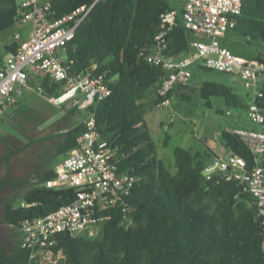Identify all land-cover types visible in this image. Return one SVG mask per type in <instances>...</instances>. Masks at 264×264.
Here are the masks:
<instances>
[{
	"label": "trees",
	"instance_id": "obj_1",
	"mask_svg": "<svg viewBox=\"0 0 264 264\" xmlns=\"http://www.w3.org/2000/svg\"><path fill=\"white\" fill-rule=\"evenodd\" d=\"M49 3L51 17L61 16L82 4L92 5L63 51L66 61H72L73 73L91 70L104 75L111 93L89 109L94 112L100 137L116 149L118 170L137 177L126 197L128 209L122 211L113 206L103 211L109 217L95 236L69 232L56 235L51 249L53 254L61 253L57 264H264V238L252 199L235 181L204 178L202 170L210 152L175 146V172L156 155L144 118L143 100L150 94L152 105L156 106L177 92L183 100H188L196 88L190 83L176 85L166 96H160L157 89L165 70L139 56L143 48L153 44L160 15L172 8L169 2L49 0ZM20 18L15 0H0V30ZM229 31L242 35L247 42L264 43V0H242L241 14ZM166 37L165 55L177 57L187 53L192 38L182 25L172 28ZM223 38L221 45L229 48L222 42ZM15 46V42L5 45V50L12 51ZM262 55L250 58L264 61ZM193 71L199 74L212 70L199 66L192 68ZM262 79L255 103L264 113ZM36 86L50 96L61 92V84L49 77H39ZM197 87L208 107H212L210 98L215 96L223 98L226 106L245 110L248 107L231 86L221 81L204 79ZM82 129L83 123H79L62 134L61 153L77 145ZM220 138L226 151L251 161L250 150L232 129H222ZM168 141L169 134L165 133L163 144ZM19 150L1 154L0 163L9 161ZM54 175V167L45 170L39 184L30 187L21 198L14 193L6 198L1 196L2 219L19 228L23 220L42 216L70 202L75 196L74 189L42 185ZM25 183L11 178L8 171L0 177V191L5 186L17 189ZM21 201L32 204L20 206ZM15 202L17 205L13 207ZM20 241L5 264H39L29 260L30 250L21 247Z\"/></svg>",
	"mask_w": 264,
	"mask_h": 264
},
{
	"label": "built area",
	"instance_id": "obj_2",
	"mask_svg": "<svg viewBox=\"0 0 264 264\" xmlns=\"http://www.w3.org/2000/svg\"><path fill=\"white\" fill-rule=\"evenodd\" d=\"M91 7L82 4L61 16L51 17L49 1L40 4L29 0L19 6L20 20L31 21V34L7 52L1 62L0 115L17 103V95L27 85L30 75L49 77L61 84L59 94L44 95L56 104L68 101L70 106L95 104L111 93L103 74H95L91 70L73 73L70 68L72 61L67 62L61 56L64 45L74 37L76 27ZM241 10L242 0H182L180 7H172L160 15L153 44L143 48L139 56L165 70L157 89L160 96H166L176 85H188L191 66L237 73L248 86L253 87L254 96L248 102L246 114L249 120L260 126V130L233 129L250 150L251 161L227 151L208 161L202 174L206 180L219 182L225 179L242 185L260 218L264 238V113L255 103L256 95H260L257 79L264 78V61L235 55L220 43L221 38L236 25ZM179 24L198 37L188 41L187 53L167 56L164 54L166 36ZM15 37L19 38V34ZM168 103L166 98L158 105L166 106ZM115 154L116 149L100 137L94 112L90 111L83 120L77 145L55 166L54 177L42 182L47 188L74 189V198L42 216L20 223V246L30 250V261L42 264V260L51 257V247L55 245L58 233L95 236L99 223L109 217L103 211L113 206L122 211L128 209L126 197L137 177L118 170ZM30 204L20 202V206ZM16 205L17 202L13 207Z\"/></svg>",
	"mask_w": 264,
	"mask_h": 264
},
{
	"label": "rangeland",
	"instance_id": "obj_3",
	"mask_svg": "<svg viewBox=\"0 0 264 264\" xmlns=\"http://www.w3.org/2000/svg\"><path fill=\"white\" fill-rule=\"evenodd\" d=\"M26 1L29 0H15L19 6ZM36 1L41 4L49 0ZM167 1L172 6L182 4V0ZM29 29H31L30 20H18L10 27L0 30V56L4 57V44L14 40L13 35L16 32H24L22 36L25 37ZM196 37L198 36L191 34V38ZM222 42L231 49L232 53L246 58L264 53L262 41L247 42L245 37L234 31H229ZM61 56L62 59H66L64 51H61ZM204 79H215L231 86L247 103L254 96L253 87L248 86L237 73H222L216 70L193 73L190 84L196 88L190 92L188 100H183L177 92L169 98L168 105L154 106L152 95L149 94L143 100L144 118L156 146V155L163 159L172 172L176 170L173 159L175 146L190 147L193 150H204L205 146H209L212 150L209 158L211 161L215 156L224 155L226 152L220 138L222 129L260 130L259 125L249 120L245 109L226 106L221 97L210 98L212 107L205 105L197 91V86ZM262 81V78L257 79L258 86ZM32 85L34 86L25 85L21 90V100L26 103L28 111L24 114H15L11 118L10 115H2L4 122L0 125V151L5 146L20 150L10 159L9 164H0V175L10 171L13 178L26 181L15 192L12 190L7 192L9 197L14 192L17 198H21L30 187L39 184L37 176L46 167H53L54 163L64 156L55 148L61 142L62 134L66 129L83 122L82 120L91 111L87 106H94L93 103L70 106V101L63 104L49 102L43 96L42 90L35 84ZM165 133L169 134L166 145L163 144ZM0 212L2 218V210ZM101 225L102 223H99L98 226ZM13 229L20 235L19 228L13 227ZM61 257V253L53 254L41 262L57 264Z\"/></svg>",
	"mask_w": 264,
	"mask_h": 264
},
{
	"label": "crops",
	"instance_id": "obj_4",
	"mask_svg": "<svg viewBox=\"0 0 264 264\" xmlns=\"http://www.w3.org/2000/svg\"><path fill=\"white\" fill-rule=\"evenodd\" d=\"M172 6V5H171ZM181 6V5H180ZM180 6H178V5H174V6H172V7H180ZM16 34H19V38H16L15 37V35ZM24 34V32H16L14 35H13V39L14 40H12V41H9V42H7V43H5L4 44V50H5V45H8V44H11V43H13V42H15L16 44L20 41V40H23V39H25V38H27V37H29L30 36V34H31V29H29V32H27L26 34H25V37H23L22 35ZM7 52H9V51H7V50H5V53H4V55L7 53ZM0 60H1V62H2V60H3V58H2V56H0ZM2 64V63H1ZM193 73H194V71H193ZM193 73H192V75H191V78H190V82H191V80H192V77H193ZM199 73H201V72H199ZM200 77V76H199ZM38 80V78L36 77V76H33V75H30L29 76V79H28V82H27V85H31V86H34V85H32V84H35L36 85V81ZM26 85V86H27ZM22 88H24V87H22ZM21 95H22V92L21 93H19L18 95H17V103L15 104V105H13V106H10V107H8L6 110H5V112L2 114V115H10V118L11 117H14L15 116V114H18V113H20V114H24L25 112H27L28 110H27V107H26V103H24L22 100H21ZM44 95H46V94H43V96ZM45 97V96H44ZM46 98V97H45ZM49 101V100H48ZM50 102V101H49ZM2 115H0V125L4 122L3 121V116ZM84 120V119H83ZM82 120V121H83ZM81 123H83V122H81ZM67 130V129H66ZM65 130V131H66ZM60 144V143H59ZM59 144L55 147L56 148V150L57 151H59ZM225 148V147H224ZM13 148H9V147H3L2 149H1V151H0V155L1 154H6V153H8V151H10V150H12ZM204 149H207L209 152H212V150L209 148V146H205L204 147ZM13 150H17V149H13ZM226 151V149L224 150V152ZM60 152V151H59ZM68 152V151H67ZM67 152H65V153H62V154H64V156H62L57 162H55L54 163V170H55V166L59 163V162H61V160L65 157V155L67 154ZM227 152V151H226ZM225 152V153H226ZM214 153V152H213ZM224 153V154H225ZM15 154H17V153H15ZM14 154V155H15ZM13 155V156H14ZM12 156V157H13ZM11 157V158H12ZM10 158V159H11ZM10 159H9V161H7V162H2V163H5L6 165L7 164H9V162H10ZM1 164V163H0ZM49 168H51V167H46L38 176H37V179L38 180H40L39 178L41 177V175H42V173L45 171V170H47V169H49ZM10 172V171H9ZM7 173H4L3 175H0V177H2V176H4V175H6ZM18 189V188H17ZM17 189H13L12 191H14L15 192V190H17ZM14 192H12V193H14Z\"/></svg>",
	"mask_w": 264,
	"mask_h": 264
},
{
	"label": "flooded vegetation",
	"instance_id": "obj_5",
	"mask_svg": "<svg viewBox=\"0 0 264 264\" xmlns=\"http://www.w3.org/2000/svg\"><path fill=\"white\" fill-rule=\"evenodd\" d=\"M11 178H13L11 176ZM13 190L11 186H5L0 191V197H9L7 192ZM2 210V206H0ZM1 213V212H0ZM13 229L12 225L0 218V264H5V259L17 246L20 239L19 232Z\"/></svg>",
	"mask_w": 264,
	"mask_h": 264
},
{
	"label": "water",
	"instance_id": "obj_6",
	"mask_svg": "<svg viewBox=\"0 0 264 264\" xmlns=\"http://www.w3.org/2000/svg\"><path fill=\"white\" fill-rule=\"evenodd\" d=\"M262 57L264 58V53H263Z\"/></svg>",
	"mask_w": 264,
	"mask_h": 264
}]
</instances>
